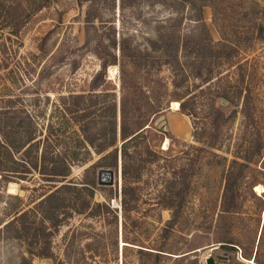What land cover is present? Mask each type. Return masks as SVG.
I'll use <instances>...</instances> for the list:
<instances>
[{
    "label": "trees",
    "instance_id": "16d2710c",
    "mask_svg": "<svg viewBox=\"0 0 264 264\" xmlns=\"http://www.w3.org/2000/svg\"><path fill=\"white\" fill-rule=\"evenodd\" d=\"M42 1L0 0L1 47H5V41H13L11 37L17 38L30 17L27 6L34 4L31 11H35L44 7ZM74 1L79 7L84 5L82 45L69 50L65 32H57L61 26L58 20L40 39L37 50L47 63L45 67L68 62L74 71L77 68L74 53L80 50L93 55L99 68L85 93L68 92L52 100L45 97L50 104L40 125L36 116L25 109L0 107V180H22L34 171L44 181L63 182L73 167L86 165L93 156L98 159L83 170L84 174L96 168L115 170L118 161L121 211L130 210L138 183L145 176L146 183L154 189L155 205L168 211L169 219L161 231L169 232L190 189L195 160L188 151L193 149L197 158L207 154L223 161L220 213L230 215L239 181L250 168L252 153L249 148L240 150L237 143L223 152L230 156L228 160L214 151H221L222 129L233 121L237 109L249 121L255 112L251 103L254 86L250 61L240 58L234 24L226 13L235 7L236 0ZM115 7L118 30L114 21L102 20L100 13L105 8L113 13ZM134 8L137 10L124 14ZM204 8L210 10L218 41L211 39L204 23ZM148 9L154 10V14L148 13ZM124 21L141 27L126 29ZM261 26L259 23L255 41L264 40ZM52 36L59 39L47 48ZM107 67L117 69V89L103 88ZM170 101L177 102L179 113L188 118L191 138L198 145H184L186 151L177 156L157 152L146 138L150 123ZM260 151L261 147L256 156H261ZM16 152H22L20 159H16ZM74 181L70 179L46 192L38 201L45 207L39 220L41 227L44 221L52 228L61 225L62 219L57 221L54 215L57 207L54 204L63 202L58 195L70 190L84 195L73 207L76 215L94 216L101 208L107 210L103 203L92 201L94 178L80 183L79 189ZM26 212L22 211L18 217L24 218ZM67 216L69 213H64L63 218ZM14 220L3 224V231L10 229ZM44 250L39 257L50 258L48 249Z\"/></svg>",
    "mask_w": 264,
    "mask_h": 264
},
{
    "label": "rangeland",
    "instance_id": "374dc122",
    "mask_svg": "<svg viewBox=\"0 0 264 264\" xmlns=\"http://www.w3.org/2000/svg\"><path fill=\"white\" fill-rule=\"evenodd\" d=\"M41 3L44 7L34 12L31 11L34 4L27 6L30 17L17 38L11 37L13 41H5V47L0 46V107L25 109L36 116L39 125L50 104L45 97L52 100L68 92L85 93L99 68L93 55L80 50L74 53L77 66L74 71L68 62L45 67L47 63L37 46L58 20L61 26L57 27V32H65L69 50L74 45H82L84 5L79 7L74 0H43ZM235 3L226 13L234 24L240 58L250 61L254 86L251 103L255 112L249 121L237 109L233 121L222 129L221 151H214L228 160L230 156L223 152L237 143L240 150L249 148L252 153L250 168L244 171V178L237 187L233 212L220 213L223 161L207 154L197 158V152L190 149L189 157L195 160L190 189L172 229L163 232L161 229L169 214L155 205L154 189L146 183L147 177L142 176L130 210L123 213L118 161L117 168H112V186H97L96 172L100 168L83 173L98 159L93 156L86 165L73 167L63 182L44 181L34 171L22 180H0V264H205L207 257L212 258L213 264H264V40H254L259 23L264 37V0H236ZM135 10L137 8L126 10L124 14ZM147 12L154 14L155 11L148 9ZM100 13L102 20L114 21L119 29L116 7L113 13L107 8ZM202 17L211 39L218 41L208 8L203 9ZM137 25L123 22V27L129 30H138L141 26ZM58 39L59 36H52L46 47ZM116 74V67H107V82L103 88L117 89ZM173 102L164 104L146 132L149 146L167 156L186 151L184 145L198 147L191 138L188 118L171 109ZM15 157L20 159L22 152H16ZM93 178L92 201L103 203L107 210L101 208L94 216L76 215L73 207L84 195L70 190L58 195L63 202L54 204L57 206L54 215L57 221L62 219L61 225L52 228L44 221V228L40 226L45 207L38 201L46 192L70 179L78 183L76 189H79L80 183H88ZM256 186L260 189L254 190ZM25 210V217H18ZM64 213H69L66 219ZM13 218L10 229L3 231L2 225ZM44 247L50 258L39 257L45 253Z\"/></svg>",
    "mask_w": 264,
    "mask_h": 264
},
{
    "label": "water",
    "instance_id": "95a60500",
    "mask_svg": "<svg viewBox=\"0 0 264 264\" xmlns=\"http://www.w3.org/2000/svg\"><path fill=\"white\" fill-rule=\"evenodd\" d=\"M117 131H118V113L116 117ZM113 169L111 168H100L96 172V184L97 186H112L113 183ZM205 264H213L211 257L205 259Z\"/></svg>",
    "mask_w": 264,
    "mask_h": 264
},
{
    "label": "bare ground",
    "instance_id": "6f19581e",
    "mask_svg": "<svg viewBox=\"0 0 264 264\" xmlns=\"http://www.w3.org/2000/svg\"><path fill=\"white\" fill-rule=\"evenodd\" d=\"M116 72V71H115ZM114 75V74H113ZM178 103L177 102H173L172 103V106H171V109H173V110H178ZM164 145H165V143H164ZM164 145H163V147H164ZM165 148V147H164ZM258 189H260V187L259 186H256L255 187V189L254 190H258ZM121 244V247H122V245H123V243L121 242L120 243Z\"/></svg>",
    "mask_w": 264,
    "mask_h": 264
},
{
    "label": "crops",
    "instance_id": "0c3cea01",
    "mask_svg": "<svg viewBox=\"0 0 264 264\" xmlns=\"http://www.w3.org/2000/svg\"><path fill=\"white\" fill-rule=\"evenodd\" d=\"M177 111V110H176Z\"/></svg>",
    "mask_w": 264,
    "mask_h": 264
}]
</instances>
